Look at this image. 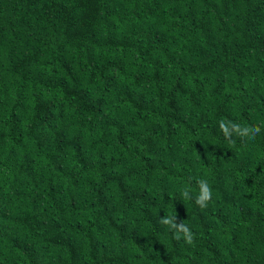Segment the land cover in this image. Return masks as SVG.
<instances>
[{
  "label": "trees",
  "instance_id": "obj_1",
  "mask_svg": "<svg viewBox=\"0 0 264 264\" xmlns=\"http://www.w3.org/2000/svg\"><path fill=\"white\" fill-rule=\"evenodd\" d=\"M0 264H264V0H0Z\"/></svg>",
  "mask_w": 264,
  "mask_h": 264
},
{
  "label": "clouds",
  "instance_id": "obj_2",
  "mask_svg": "<svg viewBox=\"0 0 264 264\" xmlns=\"http://www.w3.org/2000/svg\"><path fill=\"white\" fill-rule=\"evenodd\" d=\"M219 129L223 137L229 143H235L233 136L246 140H254L261 132V127L256 125H241L231 120L222 119L219 121ZM198 192L194 197L195 204L203 209L207 207V204L212 197V189L206 179H199L197 181ZM181 196L185 200L193 199V196L189 189L185 188L181 192ZM160 224L166 226L171 232L172 237L177 240H183L184 243L192 245L194 243V233L190 227L182 221L176 222V215L163 216L160 218Z\"/></svg>",
  "mask_w": 264,
  "mask_h": 264
}]
</instances>
